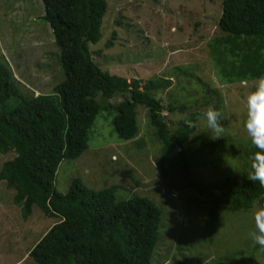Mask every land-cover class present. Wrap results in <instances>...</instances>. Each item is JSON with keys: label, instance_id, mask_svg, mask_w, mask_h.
I'll return each mask as SVG.
<instances>
[{"label": "trees", "instance_id": "obj_1", "mask_svg": "<svg viewBox=\"0 0 264 264\" xmlns=\"http://www.w3.org/2000/svg\"><path fill=\"white\" fill-rule=\"evenodd\" d=\"M41 2V19L49 25L59 49L62 81L48 94L24 96L21 92L24 97L19 104L5 109L8 101L20 95L19 84L0 64V155H14L2 164L0 182L15 193L13 204L23 220L33 207L59 219L32 244L28 257L36 264H151L163 216L153 200L131 196L119 201L115 187L95 191L79 179L72 181L64 195L54 188L61 162L75 160L87 149L88 132L99 111L97 93L104 99L121 95L123 100L113 107V127L122 141L139 134L135 107L147 110L154 142L160 145L158 167L165 188L180 198L188 196V205L203 215L202 222L210 229L221 207L247 212L257 204L264 210V185L243 178L238 171L215 182L194 177L190 158L196 159L200 145L215 146V140L207 133L195 136L204 112L188 114L177 126L162 120L165 109L154 93L170 88L171 79L158 77L141 85L139 79L128 82L104 73L94 63L89 45L100 40L106 0ZM216 29L219 37L213 42L224 50L214 49L210 55L217 63L220 84L264 76V0H223ZM111 46L109 41L106 48ZM207 94L215 100L211 108L221 112L224 99L219 91L207 89ZM188 109L187 105L167 106L169 113ZM241 136H227V142H244L243 157L235 161L244 169L248 162L256 163L254 157L261 150L250 137L244 141Z\"/></svg>", "mask_w": 264, "mask_h": 264}, {"label": "rangeland", "instance_id": "obj_2", "mask_svg": "<svg viewBox=\"0 0 264 264\" xmlns=\"http://www.w3.org/2000/svg\"><path fill=\"white\" fill-rule=\"evenodd\" d=\"M106 3L100 40L89 45L98 68L128 82L139 79L141 85L158 77L171 79L170 88L154 95L164 106L162 117L174 126L190 113L206 112L215 101L207 89L218 90L224 99L223 132L214 139L205 119H200L195 136L207 133L215 140V146L197 147L196 159L190 158L193 175L205 182L236 175V171L243 178H250L254 172L251 162L244 169L235 162L243 157L244 142H227V136L244 134L240 137L244 141L249 137L245 127L246 100L258 80L232 85L218 81L217 63L210 54L214 49L224 50L213 42L219 37L216 23L223 0ZM42 15L41 0H0V64L18 81L20 94L8 101L5 109L17 106L25 95L48 94L64 77L59 49ZM113 32L116 39L111 40ZM109 41L113 46L106 48ZM122 100L120 94L111 99L96 94L99 111L88 132L87 149L77 159L61 162L54 180L55 190L64 195L72 181L79 179L95 191L115 187L119 201L131 196L153 200L163 216L151 264H264V249L249 237V232L256 229L255 216L263 208L256 204L247 212H231L221 207L211 229L203 224V215L188 205V196L180 198L164 186L158 167L160 145L154 142L147 110L135 107L139 127L135 139L122 141L114 132L113 107ZM168 105H187L189 109L169 113ZM140 142L144 145L138 147ZM13 157L12 153L0 155V169ZM14 194L0 182V264H36L27 255L32 244L59 219L46 217L33 207L29 218L23 220L13 204Z\"/></svg>", "mask_w": 264, "mask_h": 264}, {"label": "clouds", "instance_id": "obj_3", "mask_svg": "<svg viewBox=\"0 0 264 264\" xmlns=\"http://www.w3.org/2000/svg\"><path fill=\"white\" fill-rule=\"evenodd\" d=\"M246 106L245 127L252 144L261 150L254 157L256 163L253 165L254 172L250 179L264 185V76L259 77L255 90L248 95ZM202 116L207 128L214 134V139L221 137L223 132L221 112L210 107L202 113ZM255 221L256 229L249 232V237L261 249H264V210L256 214Z\"/></svg>", "mask_w": 264, "mask_h": 264}, {"label": "water", "instance_id": "obj_4", "mask_svg": "<svg viewBox=\"0 0 264 264\" xmlns=\"http://www.w3.org/2000/svg\"><path fill=\"white\" fill-rule=\"evenodd\" d=\"M162 120H163V121H165V119H164V118H162Z\"/></svg>", "mask_w": 264, "mask_h": 264}]
</instances>
